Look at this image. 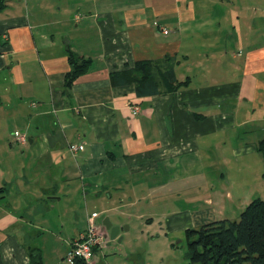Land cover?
<instances>
[{
    "label": "crops",
    "instance_id": "0c3cea01",
    "mask_svg": "<svg viewBox=\"0 0 264 264\" xmlns=\"http://www.w3.org/2000/svg\"><path fill=\"white\" fill-rule=\"evenodd\" d=\"M251 8L0 0V264H85L68 256L91 216L105 237L91 264H151L156 239L176 248L264 198V9ZM70 52L90 62L68 85ZM140 62L157 92H138Z\"/></svg>",
    "mask_w": 264,
    "mask_h": 264
},
{
    "label": "trees",
    "instance_id": "16d2710c",
    "mask_svg": "<svg viewBox=\"0 0 264 264\" xmlns=\"http://www.w3.org/2000/svg\"><path fill=\"white\" fill-rule=\"evenodd\" d=\"M69 58L72 69L66 76V83L71 85L88 69L90 60L73 52H70ZM135 72L136 78L141 77L140 82L143 81L138 92L158 91L149 62L137 64ZM167 74L172 80L176 79L173 69ZM178 240L186 241L184 257L190 264H264V198L255 196L238 219L223 218L187 228L184 239ZM173 245L177 246V242Z\"/></svg>",
    "mask_w": 264,
    "mask_h": 264
},
{
    "label": "built area",
    "instance_id": "2783aa9c",
    "mask_svg": "<svg viewBox=\"0 0 264 264\" xmlns=\"http://www.w3.org/2000/svg\"><path fill=\"white\" fill-rule=\"evenodd\" d=\"M163 33H168L169 29L166 27H161ZM139 110V107H135ZM15 140L20 144H26L28 141V136L25 132L15 131ZM84 148L82 143H75L71 146V150L74 155H77L80 150ZM104 233L101 226L95 221L94 217L91 216L90 224L85 232L80 234L78 238L73 240V245L69 253L68 258H81L86 261V263L91 264L93 261L94 247L101 246L104 242Z\"/></svg>",
    "mask_w": 264,
    "mask_h": 264
},
{
    "label": "rangeland",
    "instance_id": "374dc122",
    "mask_svg": "<svg viewBox=\"0 0 264 264\" xmlns=\"http://www.w3.org/2000/svg\"><path fill=\"white\" fill-rule=\"evenodd\" d=\"M236 2L240 3L241 5H250L254 10V7H257L259 9H264V0H235ZM251 8V13L254 11ZM260 11V10H259ZM258 11V12H259ZM239 215L232 218V219H238ZM176 238L174 242H177L176 248L171 249L167 242L162 243L161 241H158L156 239L155 244L150 249V253L148 252V263L151 264H170L173 262V260H178V257L180 259L183 258L185 251H186V241H179ZM170 260H172L170 262Z\"/></svg>",
    "mask_w": 264,
    "mask_h": 264
},
{
    "label": "water",
    "instance_id": "95a60500",
    "mask_svg": "<svg viewBox=\"0 0 264 264\" xmlns=\"http://www.w3.org/2000/svg\"><path fill=\"white\" fill-rule=\"evenodd\" d=\"M125 229H128V225L124 226ZM107 229L109 230V237L111 239H115L118 237V241L121 242L123 239V236L119 235L120 231H121V225L120 224H112V222L108 223Z\"/></svg>",
    "mask_w": 264,
    "mask_h": 264
}]
</instances>
